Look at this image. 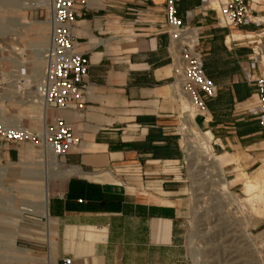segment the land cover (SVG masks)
Listing matches in <instances>:
<instances>
[{"label":"crops","instance_id":"obj_1","mask_svg":"<svg viewBox=\"0 0 264 264\" xmlns=\"http://www.w3.org/2000/svg\"><path fill=\"white\" fill-rule=\"evenodd\" d=\"M246 1L262 24L224 27L208 0L177 4L199 32L206 73L218 87L206 110H196L195 122L233 173L235 165L264 166L254 81L264 71L258 54L264 0ZM87 2L73 30L76 49L90 60L85 108L47 111L75 124L80 142L56 156L29 141L0 139V188L10 192L0 196L8 221L0 233L9 238L0 239L8 246L0 264H64L66 258L71 264H193L186 236L192 196L180 133L186 94L174 73L178 50L167 0ZM48 181L46 210L42 198L39 212L23 213V204L40 201ZM25 214L35 222H25ZM21 236L42 241L44 250L17 245Z\"/></svg>","mask_w":264,"mask_h":264},{"label":"rangeland","instance_id":"obj_2","mask_svg":"<svg viewBox=\"0 0 264 264\" xmlns=\"http://www.w3.org/2000/svg\"><path fill=\"white\" fill-rule=\"evenodd\" d=\"M38 3L39 0H0V122L27 125L35 131L42 125L37 117L41 120L46 108L36 94V87L44 75L51 16L50 8ZM43 32L48 42L41 46ZM34 59L44 62L39 75L32 70ZM195 112L196 108L189 99L184 100L180 133L185 152V175L192 196L186 233L191 260L193 264H264V166L245 170L235 165L239 172L234 173L230 171L231 166L225 167L227 179L231 181L236 176L241 183L229 185L235 197L223 194L221 184L215 180L208 166L210 157H219L211 146L212 136L198 125L194 129L186 126L187 115H195ZM190 130L192 138L188 136ZM191 145L194 146L193 154L190 153ZM44 150L40 149L38 153L44 156ZM206 152L208 154L205 155ZM9 182L10 179H6L4 184L10 186ZM249 186L253 187L252 191L246 193ZM9 193L0 188V196ZM42 198L39 202L23 204L22 212H39ZM3 206L5 204L0 200V210ZM35 217L25 214L24 221L35 222ZM5 218L0 211L2 229L5 226L1 223L8 225ZM0 239L9 238L0 233ZM36 239L21 236L17 245L35 252L44 250V243ZM5 244L0 243V256L8 247Z\"/></svg>","mask_w":264,"mask_h":264},{"label":"built area","instance_id":"obj_3","mask_svg":"<svg viewBox=\"0 0 264 264\" xmlns=\"http://www.w3.org/2000/svg\"><path fill=\"white\" fill-rule=\"evenodd\" d=\"M50 8L49 47L44 75L37 83L36 91L48 108L59 110L74 105L83 111L89 90L87 77L90 60L76 49L74 27L79 11L86 8L87 0H41ZM180 0H167L166 18L171 43L178 50L174 73L182 84L197 111H204L207 102L218 93L216 82L206 73L204 51L200 44L199 32L179 15L177 4ZM207 8L216 10L218 23L224 27L241 26L249 23L262 24L263 20L253 18L246 0H208ZM192 12L187 14L188 17ZM264 33H261L263 35ZM259 55L264 54V36H261ZM248 76L249 70H248ZM258 107L255 113L264 129V71L256 78ZM82 137L81 130L64 117L51 113L46 118L43 132L15 127L0 122V139L12 143L32 142L36 146L49 148L54 155L64 156L76 146ZM66 258L64 264H71Z\"/></svg>","mask_w":264,"mask_h":264},{"label":"bare ground","instance_id":"obj_4","mask_svg":"<svg viewBox=\"0 0 264 264\" xmlns=\"http://www.w3.org/2000/svg\"><path fill=\"white\" fill-rule=\"evenodd\" d=\"M41 3H43L41 0H39V3L38 5H41ZM48 42V39L45 38V34L43 32V36L41 35V40H40V45L41 46H44L46 43ZM41 49V48H40ZM39 51V50H38ZM38 56V55H37ZM33 63V68L32 70L34 71V73H36L37 75L40 74V72L43 71L44 67H43V64L44 62H38L36 59H34V61H32ZM35 74V75H36ZM36 94L39 96V98L42 100V102L45 104V109L43 110V115H42V119L40 120V117L38 116L37 119H38V122L42 123V125H40L38 127V130H36L37 132L41 130L40 134L43 132V128L46 124V118L48 116L47 114V111H48V106L47 104L43 101L42 97H40V95L38 94V92L36 91ZM186 99H189V97L186 95ZM190 101V99H189ZM191 103V101H190ZM192 104V103H191ZM193 106V105H192ZM31 111V110H30ZM47 114V115H46ZM34 115V114H33ZM186 126H190V129H194L196 126H197V123L195 122V115L193 113L191 114H188L187 115V118H186ZM3 123V122H2ZM5 124V123H4ZM15 127H20V126H23L27 129H30L27 127V125H17V124H14ZM35 125H37V122H35ZM202 131V130H201ZM200 131V132H201ZM203 132V131H202ZM206 135V133H204ZM199 135V134H198ZM188 136L190 138L193 137V134H192V130H190L188 132ZM204 136V135H203ZM208 138V137H206ZM194 139V138H193ZM209 140V139H208ZM204 141V139H203ZM205 142V141H204ZM204 144V143H203ZM202 144V145H203ZM206 145V144H205ZM209 146V145H208ZM212 146V145H211ZM203 147V146H202ZM47 148V147H46ZM204 148V147H203ZM49 149V148H48ZM208 149V148H207ZM194 152V146L191 145V154H193ZM210 152V151H209ZM208 154V152L205 153V155ZM195 157L192 155V158ZM209 158V157H208ZM208 160V159H207ZM209 162L208 163V166H209V170L210 172L213 174V176H215V180L218 181V183L221 184V188H222V191H223V194L225 195H230V196H233L235 197V194L232 193L230 190H229V185L232 183L230 180L227 179L226 175H225V172H224V159L223 158H220V157H210L209 158ZM49 178H47L48 180ZM220 188V189H221ZM252 186H249L248 190H246L245 192L246 193H250L252 191ZM257 188V187H256ZM254 190V189H253ZM48 191H49V181L48 183L44 186V189H43V203H42V206H43V209L46 210V207H47V197H48ZM240 198V197H239Z\"/></svg>","mask_w":264,"mask_h":264}]
</instances>
